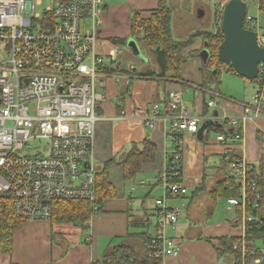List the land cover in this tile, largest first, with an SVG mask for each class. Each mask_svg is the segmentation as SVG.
<instances>
[{
  "label": "crops",
  "instance_id": "crops-1",
  "mask_svg": "<svg viewBox=\"0 0 264 264\" xmlns=\"http://www.w3.org/2000/svg\"><path fill=\"white\" fill-rule=\"evenodd\" d=\"M137 6L139 10H154L158 1L138 2ZM245 18L247 30L252 31L255 23L248 19L247 14ZM171 27L173 33V10ZM175 27L180 32L182 30V33L186 31L185 25L176 24ZM259 30L257 35L264 38V28L260 26ZM199 31L205 30L200 27L193 29L185 40ZM116 37L129 38L128 45L132 52L128 54L129 66H125L123 61L118 62V72L111 75L110 80L104 81L99 90L105 98L99 112L101 120L97 124L94 153L96 174L107 167L109 181L116 190L117 198L104 200L84 225L27 222L14 233L13 253L6 255L0 251V264H93L102 261L113 247L122 244L129 245L136 256L141 257V253L148 255L149 242L157 234L155 219L159 203H164L167 208L180 209L178 224L167 229L168 237L175 241L180 253L160 264H233L229 255H219V239L234 237L244 240L248 224L256 221L254 205H260V198L257 200L255 196H262L256 188L259 180H262L264 189V100L258 104L262 112L256 113L255 108L252 109L249 117L240 122L239 128H232L223 118L244 116L245 106L253 105L255 96L264 94V83L254 82L257 78L251 82L223 69L218 88L215 83L203 87V76L200 74L204 63L202 53L199 57L192 56L182 70L183 78L190 82L174 79L170 75L155 77L154 74L161 73L157 59L154 66L150 65L151 62L144 65L142 60V65L133 64L141 49L148 50L144 44L131 39L130 33L127 37L122 34L121 37L114 35L112 38ZM201 46V42H197L195 50H200ZM123 55L124 52L121 60ZM138 74L152 75L148 80ZM225 82L231 87L223 91ZM236 86L241 89L236 90ZM188 89L193 91L192 102L185 100ZM171 92L182 94L184 109L199 117L200 129L203 124L212 123L200 137V129L195 134L181 131L176 133L172 130L171 118L176 112L168 107ZM218 95L220 99H214ZM210 101L216 102L215 106L209 107ZM143 115L157 120L159 124L154 126L153 120L147 122L154 127L141 124L139 119ZM213 132H217V137H227L230 149L235 151L231 152V161H239L247 167L244 186H241L240 176L235 169L225 160L223 145L211 139ZM177 140L185 142L182 147L177 145ZM146 144H149L148 148ZM134 149L140 151V154L144 153L147 162L140 166L139 173L134 172L131 178H127L121 162ZM175 151L183 157L177 164H174ZM114 168L121 172L120 184L115 182L112 175ZM173 168L184 174V183L189 187L186 196L172 198L164 187L162 176L164 173L169 174ZM225 174L238 181L239 197L213 198L218 184L225 181ZM124 177L127 179L123 180ZM232 198L243 199L244 204L230 207L227 200ZM257 217L261 221L264 209L259 211ZM102 235L112 239L105 242L103 257L99 259ZM117 238L120 239L119 244L114 242ZM252 244L261 251V257L257 260L264 262V243L257 240ZM246 254L244 247L243 259Z\"/></svg>",
  "mask_w": 264,
  "mask_h": 264
},
{
  "label": "built area",
  "instance_id": "built-area-1",
  "mask_svg": "<svg viewBox=\"0 0 264 264\" xmlns=\"http://www.w3.org/2000/svg\"><path fill=\"white\" fill-rule=\"evenodd\" d=\"M103 4L104 0H0V196L10 197L16 218L50 222L54 201H96L94 148L98 110L105 98L99 90L123 53L120 46L111 48L107 58L97 51L102 44L98 28ZM263 100L264 94L257 95L253 105L245 106L244 116L223 119L239 128L252 109L262 112L258 104ZM168 107L176 112L171 118L174 132H198L201 120L184 109L181 93H170ZM150 120L159 124L144 115L139 119L154 127ZM42 142L43 151L32 153V143ZM216 142L223 145L225 160L244 186L247 167L231 161L226 136H218ZM176 143L182 147L185 142ZM175 153L177 164L183 157ZM162 179L172 198L187 194L181 171L173 168ZM227 202L230 207L244 204L236 198ZM157 215V234L149 242L148 256L161 262L180 253L167 235V229L177 225L180 209L159 203Z\"/></svg>",
  "mask_w": 264,
  "mask_h": 264
},
{
  "label": "trees",
  "instance_id": "trees-1",
  "mask_svg": "<svg viewBox=\"0 0 264 264\" xmlns=\"http://www.w3.org/2000/svg\"><path fill=\"white\" fill-rule=\"evenodd\" d=\"M158 6L154 10H137L131 17L130 23V38L134 41L142 42L146 49L154 50L157 64L161 70L160 74H154L155 77L164 78L166 75L173 76L174 79L190 82L185 80L182 75V70L188 64V60L192 56L199 57L203 51H207L208 59L202 63L200 74L203 76L202 86L205 87L210 83H215L218 88L222 70L237 73L232 67L226 66L218 60L219 47L224 41V35L221 30V22L215 23L214 31H199L189 36L182 42H176L172 33V9L168 5V0H156ZM249 5L259 6L261 11H264V0H243ZM248 16V13H247ZM222 21V13L220 14ZM244 28L248 29L245 18ZM250 29V28H249ZM131 38V39H132ZM110 41L114 46L128 45L129 38H111ZM201 42L200 50H195L197 42ZM117 67V66H116ZM116 67L110 70L111 75L118 72ZM121 71V68H119ZM264 71V65L261 68ZM127 73V72H126ZM150 75H140L150 79ZM238 76V75H237ZM111 79V78H110ZM108 79V80H110ZM106 80V81H108ZM254 82L258 84L264 83V72L260 74ZM107 83V82H106ZM103 103L100 104V108ZM99 116H101L99 114ZM220 131V130H218ZM149 144H146V148ZM235 152L233 149L231 152ZM144 153L134 149L121 162L124 166L125 177L131 178L132 173H139L140 166L147 162L144 158ZM235 155V154H234ZM234 159V156H233ZM111 162H109L110 165ZM224 163V162H223ZM252 175V173H250ZM225 181L219 183L216 193L213 198L219 197H236L238 195L239 183L236 178L225 174ZM252 177V176H251ZM253 178V177H252ZM257 191L262 195L259 202V210H256L255 220L248 224V231L245 239L234 237H223L219 239L220 248L219 255H229L232 258L233 264H254L261 257V251L252 242L257 240L264 243V224L258 219V213L264 209V189L262 188V180L256 183ZM96 201H54L52 203V219L51 224H85L90 220L91 215L95 213V206H102L104 200L117 198V193L112 183L109 181L108 169H104L100 174L96 175ZM226 186V187H225ZM225 187V188H224ZM237 192V193H236ZM198 192L195 193L197 195ZM239 197V196H237ZM253 199V197L251 196ZM252 202H255L252 200ZM9 196H0V251L3 254L11 255L13 253V236L14 233L25 225L28 221L25 219L16 218L12 212V205ZM101 211V208H100ZM29 223V222H28ZM250 243V244H248ZM246 249L247 254L242 257L243 249ZM136 254L132 249L126 247V244L113 247L110 252L105 254L102 261H96L93 264H139L135 258ZM237 262V263H234ZM147 264V263H145ZM152 264H160V261L154 260ZM232 264V263H231Z\"/></svg>",
  "mask_w": 264,
  "mask_h": 264
},
{
  "label": "rangeland",
  "instance_id": "rangeland-1",
  "mask_svg": "<svg viewBox=\"0 0 264 264\" xmlns=\"http://www.w3.org/2000/svg\"><path fill=\"white\" fill-rule=\"evenodd\" d=\"M145 1H150V0H104L102 25H100L98 28L99 30H101L99 42H102V44L97 46L98 53L102 54L105 58H107L106 55L108 54V51L114 47L113 43L110 41V38L114 37V35H117L119 37H121L122 34L125 35L126 37L129 35L131 17L137 10H139L137 6L138 2H145ZM228 1L230 0H181L180 2H178L177 0H168V5L173 10L174 40L177 42L184 41L188 33H191L193 29H197L198 27H200L202 30L205 31H211V32L214 31V24L221 22L219 18L221 14V10L224 7V5L228 3ZM222 3L225 4L223 5ZM247 13L249 19L251 18L255 23V27L252 28V31L258 34L260 32L259 27L261 26L264 28V11L263 12L260 11L256 5L251 4L248 7ZM176 24L185 25L184 29H186V31H183L184 33H182V30L181 32L178 31L175 27ZM121 47L124 52V55L122 57V60H121V55L119 56L118 62L123 61L124 65L128 67L130 62L128 54H131L132 51L127 45H120V48ZM141 60L144 62L143 63L144 65H147L148 62H151L150 65L154 66L156 60V55L154 53V50L141 49L140 55L135 60V63L133 61V64H135L136 66L142 65ZM228 87L231 86L225 82L223 84V91H225L226 88ZM235 89L239 90L241 89V87L236 86ZM192 97H193V91L188 89V93L185 95V100L188 99V101L192 102ZM206 97L208 99L210 98L209 95H207ZM214 99H220V95H218V97H214ZM216 137H217V132L216 133L213 132L211 135V139L216 140ZM45 146H46V142L32 143L33 149L31 150V152L32 153H37L38 151L42 152ZM208 148L211 147L209 146ZM211 158H209V160H211ZM210 164L213 165L211 162ZM112 175L114 177L115 182L117 184H120L122 180L120 170L114 168L112 170ZM126 179L127 178L123 180ZM168 209L170 210L171 208ZM33 236L35 239L36 233H34ZM111 239L112 238L110 237H106L103 235L101 236L99 259L103 257V256L101 257V255L103 254V251L105 249V242L106 241L110 242ZM114 242L119 244L120 239L119 238L114 239ZM106 245H108V243ZM126 247L130 249L129 245H127ZM140 255L142 256L141 257L135 256L139 264H145V263L152 264V261L155 260L150 256H148L147 253H141Z\"/></svg>",
  "mask_w": 264,
  "mask_h": 264
},
{
  "label": "water",
  "instance_id": "water-1",
  "mask_svg": "<svg viewBox=\"0 0 264 264\" xmlns=\"http://www.w3.org/2000/svg\"><path fill=\"white\" fill-rule=\"evenodd\" d=\"M247 8L248 4L243 0H230L224 6L221 23L224 41L219 47L218 60L232 67L240 77L253 82L264 64V47L259 45L257 33L244 28ZM201 56L205 63L209 56L207 51H203ZM211 124H203L198 136ZM261 221L264 223V217Z\"/></svg>",
  "mask_w": 264,
  "mask_h": 264
}]
</instances>
